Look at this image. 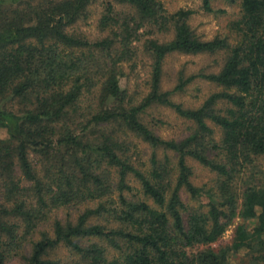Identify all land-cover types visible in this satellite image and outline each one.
I'll return each mask as SVG.
<instances>
[{
    "label": "trees",
    "instance_id": "obj_1",
    "mask_svg": "<svg viewBox=\"0 0 264 264\" xmlns=\"http://www.w3.org/2000/svg\"><path fill=\"white\" fill-rule=\"evenodd\" d=\"M225 1L239 6L230 34L203 39L193 10L161 0H0V264H230L242 252L264 263V183L235 189L264 156V0ZM174 53L226 54L218 71L180 75L173 91L196 79L220 87L199 106L162 90ZM142 59L151 91L139 101L121 79ZM154 104L190 132L158 135L143 120ZM130 135L150 145L147 161ZM190 158L212 186L192 182ZM184 189L206 203L188 204ZM238 217L231 244L191 251Z\"/></svg>",
    "mask_w": 264,
    "mask_h": 264
},
{
    "label": "rangeland",
    "instance_id": "obj_2",
    "mask_svg": "<svg viewBox=\"0 0 264 264\" xmlns=\"http://www.w3.org/2000/svg\"><path fill=\"white\" fill-rule=\"evenodd\" d=\"M168 11L173 12L178 9H191L194 11L190 24L194 31L203 39H213L217 36H225L230 34L229 23L238 18L239 6L225 0H217L214 2V7L217 9L215 12H208L202 7V0H161ZM93 20L98 19L99 14L97 10L93 11ZM92 30H95L93 26H89ZM89 31V30H88ZM93 35L96 31L91 32ZM226 58L225 53L216 55H188L182 53H174L166 58L164 69L165 76L163 79L162 90L173 91L174 87L178 83L180 75L188 76L195 72H198L201 68L207 70L218 71ZM126 76L121 79V84L124 88H127L129 92L136 96L140 101L146 97L150 91V67L147 59L138 61L137 65L132 68L131 65L125 66ZM215 84H212L204 79H196L190 83L185 89L180 91H173L171 97L176 102H181L188 107L199 106L211 93L219 90ZM220 107L226 106L223 104ZM143 120L148 124L158 135L163 138H176L180 139L185 137L189 132L192 123L180 117L172 108L164 105L154 104L148 107L143 114ZM214 128V136L220 139L222 136V130L215 126L212 122H209ZM99 129H106L105 125L99 126ZM99 129H96L97 131ZM96 138H92L95 143H100L101 138L97 134H92ZM8 133L5 128L0 126V140L7 139ZM130 140L133 144L141 150V156L144 161L148 160L151 154V147L148 143L144 142L135 135H130ZM189 164L193 169L192 182L204 189L209 188L216 180V175L201 165L199 162L189 159ZM264 183V156L256 157L253 163L245 166L235 182V189L239 196H242L244 190L249 185ZM182 196L188 204L198 206L206 203L204 198L192 199L191 196L182 190ZM244 223L243 219L238 217L228 227L225 234L215 243L205 246H199L192 249V252L207 248H220L222 246L231 244L235 231L239 224ZM252 223V222H251ZM254 252H242L239 255H233L230 257V264H264L254 260ZM13 264H22L21 262H15Z\"/></svg>",
    "mask_w": 264,
    "mask_h": 264
}]
</instances>
